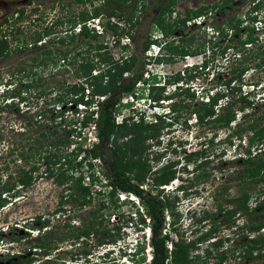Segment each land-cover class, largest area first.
I'll return each instance as SVG.
<instances>
[{"label": "rangeland", "instance_id": "1", "mask_svg": "<svg viewBox=\"0 0 264 264\" xmlns=\"http://www.w3.org/2000/svg\"><path fill=\"white\" fill-rule=\"evenodd\" d=\"M167 1H170L171 8V16L167 20L169 23H172V16L177 17L179 21L186 14L187 9L194 10L203 4L211 6L214 3H222V8L211 10L209 15L214 18V21L209 19L205 23L201 16L186 22L188 28L180 33L191 37L189 43L186 44L188 51L178 56L176 60H169L159 65L152 64L149 68L162 76L173 70H184V63H195L197 67L195 73L201 77L199 81L201 87H196L198 90L195 91L190 89L188 93L195 96V92L201 88L208 89L209 95L214 94L216 90L221 93L217 96L216 105L213 107L214 114L210 115V118L206 117L202 122H198L191 111L189 113L188 105L186 107L181 105L176 117L161 119L163 122L160 120L155 122L154 117L150 115L154 110L160 111L159 109L147 110L149 115L146 122L159 123L161 129L156 130L154 126L135 127L136 132L132 137L130 135L119 137L120 149L127 159H141L148 162L151 172L147 174L148 179L143 187L152 192H156L151 184L153 172L160 174L164 166L174 162L171 167L174 170L173 179L166 184V188L158 185L160 193L167 196L175 205V216L165 213V228L170 231L172 240H177L182 236L187 242L200 237V242H197L196 247L190 250L192 256L198 253L203 259L206 250L211 249L212 255L222 254L224 256L221 264H256L262 259L256 255L258 250L256 249L253 253L246 252V250L248 244L251 243L249 238L263 229L260 232L248 231L250 221H246V218L250 217L254 222H259L264 218V209L254 208L256 198L264 197L262 191L264 181L258 184H248L236 178V175L244 168L240 156L243 155L247 146V138L243 136L240 139L233 135L229 142L226 136L237 129L239 123L241 126L244 125L242 116L245 112L253 118L264 109V62L259 65L261 59L264 58V0H260L259 2L262 3L255 4L253 7L251 0H173V2L171 0H147L146 3H142L143 5H136L133 20L137 19V21L131 30L134 38L127 39L126 47L112 44L110 40L112 36H108L109 33L113 35L112 30H108L104 37L99 38L100 42L108 43V54L114 61H121L130 54H136L145 60L146 64L152 62L146 59L148 57L146 51L143 52V56L140 53L141 45L147 37L154 38L161 35L152 22L162 4ZM119 2L123 4L122 0ZM134 3L140 4V1L125 0L121 8L124 9L123 18L125 20H122L123 23L120 26H124V33L129 29L126 16ZM95 8L102 13H107L108 9L103 0H0V38L5 35L10 50L7 55L0 57V94L5 88L11 89L16 84V89L19 87L23 91L21 93L23 99L15 97L12 105L1 102L0 97V191H5L11 186L17 174V168H28L35 161L31 151L27 152L29 154L27 159L31 162L27 164L18 153L25 145V138L31 135L32 129L38 124L36 119L39 120L40 116L37 113L44 108L54 106L49 103L51 98L70 97L67 85L78 82L73 74V66L77 64H70L69 59L63 62L59 53H56L57 57H54V54L45 55L44 51L58 47L68 50L70 55L79 53L76 57H80L87 50L84 42L78 49L72 50V46L79 39H75L73 43L66 41L63 44L57 42L58 40L49 43L48 40L56 35L63 36L61 32L69 30L70 25H73L72 30L75 32L79 21L76 16L80 17L84 14L82 16L86 17V21L91 17ZM237 18L241 19L240 23L233 25ZM107 20L108 18L104 16L101 23L106 24ZM204 24L212 26L211 31L204 30ZM181 25L180 21L167 30H177V28H182ZM231 25H233L232 29H230ZM215 26L226 29L225 39L220 36V30L217 32ZM248 27H253L252 33L257 36V40L240 45L238 40L246 39ZM43 30L51 33L44 35ZM236 30H238L237 33ZM124 33L119 36L120 40L125 36ZM39 35L42 36L41 39ZM149 52L153 53L152 50ZM41 58L45 60V65H37ZM242 68L243 71L239 74ZM145 69L146 65L143 71ZM97 71L98 69L94 72ZM30 72H36V74ZM124 76L128 81L129 75L124 74ZM212 76L213 79L209 81L208 79ZM9 80L10 84L4 86L5 81ZM24 80L31 84L30 89L19 86V82ZM227 80H229L228 85L224 84ZM197 82L195 81V84ZM36 84L39 85L36 86ZM172 88L173 86L168 87L167 90L165 87L163 90L154 89L148 91V94L151 100L162 98L165 93H171ZM87 89L90 90L89 87ZM87 89H85V94H88ZM41 91L44 94H41ZM246 95L249 96L253 106L242 108L245 101L237 98ZM122 97L123 95H120V98ZM201 99V95L195 96L190 103V109L203 105L204 102ZM230 101L231 105H226ZM157 104L161 105L159 101ZM70 107H74V104ZM53 108L55 111L48 112V116L55 115L58 111L55 108L63 107L59 105ZM224 108L231 109L235 113V119L227 126H221L219 122L214 121V117L223 112ZM79 110L81 111L79 113H85L83 107ZM131 110L128 106L123 107L121 112L123 116H126L131 114ZM65 115L67 122H72L77 117L73 109L65 111ZM28 120H32L34 124L27 128L25 123ZM134 120L138 122V118ZM40 121L44 122L45 119L42 118ZM127 122L128 127L132 128L133 120L129 119ZM261 122L264 125V118ZM79 130L82 136H87V142L95 131L87 123L84 127L77 129ZM154 132L158 135L152 138ZM244 134L243 132L242 135ZM170 139H176V143L170 145ZM45 143L46 140L41 139V142L35 145H42L44 148ZM74 145H76L75 142ZM72 146H69L68 151L73 148ZM105 151L111 156L110 144H106ZM93 163V168L87 169L86 167L82 172L84 175L93 174L94 183L91 187L95 192L92 201L82 208L76 205L75 200L68 198V191L64 187L66 184L57 185L53 176H44L45 166L41 159L36 166L39 169L38 174L43 175L42 177L38 176L24 191L20 189L18 196H12L15 189L3 193L8 196L9 202L0 210V256L6 252L24 253V250L28 251V248L31 250L27 256H31L30 252L34 249L39 250L33 246L43 239H33L38 232L37 227L44 221H48L47 230L42 228L40 232L48 231L44 240L45 242L51 241L47 246L50 253L42 257L33 255L36 258L32 264H72V255L83 247L92 249L87 263L84 261L86 264H135L131 260L136 253L134 251L135 242L147 240L145 230L147 227L142 228L140 224H137L136 209L138 207L140 212L143 210L138 201L129 200L130 194L121 192L112 194L104 179L105 174L110 172L108 163L98 159L93 160ZM197 164L203 165L196 169ZM191 182L192 186H189ZM176 184H181L184 189L177 190ZM242 190H247L250 194L248 204L252 210L248 213L235 214L231 219H225L224 223H216L215 232L209 231L212 219H207L204 224L195 221L196 218L203 216L205 210L210 213L218 212V205H221L222 211L232 208ZM256 212H260V215H256ZM108 217L109 222H107ZM214 218L218 221L222 220L223 213H218ZM100 220L103 222L97 224ZM233 221H235V226ZM93 222L99 230L104 227L110 228L112 225L121 226L119 233L124 240L121 238L113 245H104L94 249L92 246L95 242L94 237H89L83 242L71 239L70 236L77 232L78 228H84ZM39 235L44 234L39 233ZM213 241L217 242L218 246L215 247ZM108 250L109 254H105ZM263 251L264 248L260 252ZM145 254L148 258L149 247L146 248ZM136 255L139 254L136 253ZM27 256L25 255L24 258ZM215 259L216 257H212L209 262H214ZM0 264H21V262L10 256L0 260Z\"/></svg>", "mask_w": 264, "mask_h": 264}, {"label": "trees", "instance_id": "2", "mask_svg": "<svg viewBox=\"0 0 264 264\" xmlns=\"http://www.w3.org/2000/svg\"><path fill=\"white\" fill-rule=\"evenodd\" d=\"M119 1L120 0H105L104 3L109 9L106 10L108 16H113L116 19L115 23H110L108 20L106 24H104V28L111 29L113 33L117 35V38L125 31L124 26L118 24L121 20H125L123 18L124 9H121L125 0H122L123 4ZM169 2L163 4L160 15L154 22L157 24V27L163 31H168L167 29L170 27L169 23L164 22V17L162 16L166 11H169ZM171 2H173V0H171ZM136 5L137 4L134 3L131 6L129 14L126 16V23L129 26L126 34L130 35V37H133L131 30L137 21V19L133 20ZM101 13L99 9L95 8L90 16H98ZM200 14V10L193 13L194 16H199ZM82 15L84 14H81L80 17L76 16V19H79L78 22L85 21L86 17ZM75 20H71V22L74 23ZM222 31L223 30H221V32ZM252 31L253 27L247 28L246 39L238 40L240 45L252 43L257 40V36H254ZM237 32L238 30H236V33ZM50 33L51 32L48 30H43L44 35H49ZM2 36L4 37L0 38V57L10 52L7 45V38L5 35ZM38 37L41 39L42 36L39 35ZM56 38L57 35L51 39L54 41ZM77 38L79 41L72 46V50L78 49L82 42H84L87 47L86 52L80 57H76L79 53L70 55L68 50L66 51L59 48L47 49L44 51L45 55L54 54V57H57L56 53H59L62 56V60L68 61L69 59L70 64H77L73 66V74L77 77L78 82L67 85L70 97L59 96L49 100V103L54 105L53 107H58L59 105L63 107L61 109L55 108L58 109L55 115H47L48 112L55 111L53 107L44 108L37 113V115L40 116L39 120L36 119L38 124L32 129L33 132L31 135L25 138V145L22 146V148L20 147L21 150L18 153L22 159L26 160L27 164L31 163L27 159L29 157L27 152L31 151V155L35 158V161H33L28 168H17V174L11 186L5 191H0V210L9 202L8 196H6V194L3 195V193L15 189L12 196H18L20 189L24 191V189L30 186L38 176H43L38 174L39 169L38 166H36V163H39V159H41L45 166L43 170L44 176H53L57 185L66 184L64 187L68 191V198L75 200L79 208L88 205L92 201V196L95 192L91 187L94 183V178L93 174L84 175L82 171L86 167L87 169L93 168V160L98 159L99 161L108 163L110 172L105 174L104 179L112 194L114 195L121 192L135 196L143 210V212H140L138 207L136 209L138 213L137 224H140L142 228L146 226L147 228L145 230L146 232L149 231V233L146 241L135 242L134 251L139 254L137 256L135 253L131 257V260L134 261L135 264H197V262H200V264H221L224 256L222 254L218 256L212 255L211 249L206 250L203 259H201L202 257L198 253L193 256L190 254V250L196 247L197 242H200V237H198L197 240H189L187 242L182 236L177 240H172L170 231L165 228V213L175 216V205L167 196L160 193L161 191L158 185H166L173 179L174 170L171 167L174 162L164 166L163 172L160 174H157L155 171L153 172L154 176L151 179V184L156 192H152L143 187L144 182L148 179L147 174L151 172V167L148 162L141 159H127L124 152L120 149V144L118 143L119 137H125L127 135L132 137L136 132L135 127L154 126L156 130L161 129L159 123H147L144 121L143 117H139L138 122L133 120L134 124L132 128L128 127V118H124L121 123L115 122V116L121 113L123 107H128L129 105L121 102L120 93L134 94L136 81L138 78L142 77L141 72L138 73L135 69L138 62L137 55L131 54L121 61H114L112 56L108 54L109 52L104 50L105 45L99 41V35L91 33L86 26H82L80 32L77 34L71 35L68 43H73ZM58 41L63 44L67 40L59 37ZM34 45H36L35 42ZM263 62L264 58L261 59L259 65H262ZM54 63H56V61ZM45 64V60L41 58L37 65ZM96 69H98V71L93 73L92 71H96ZM242 71L243 68L239 71V74ZM30 73L36 74V72ZM124 74L129 75V79L126 83L124 81ZM228 83L229 80L224 82V84L227 85ZM8 84H10V80L5 81L4 86ZM16 85L11 89L5 88L2 94H0L1 102H5V104L9 103L10 105L15 97L23 99L21 96L23 91L19 87L16 89ZM37 85L39 84H36V86ZM19 86L25 89H30V87H32L27 80L20 81ZM88 87L90 90L87 89ZM85 89L89 90L88 94H85ZM42 93L44 94V92L41 91V94ZM103 95H106V97L100 100L99 96ZM190 96L193 97V94ZM237 99L245 101L242 108L253 106L252 101L247 95ZM7 100L9 101L7 102ZM216 101V97H211L207 103L191 109L194 111V115L199 122H202L206 117L210 118L209 116L214 114L213 107ZM68 103L71 104L68 105ZM73 104L74 107H70ZM79 104H82L85 109V113L82 115L79 113L81 112L79 108H77ZM226 105H231V101ZM93 106H97V109H91ZM68 109H73L77 113V117L72 122H67L65 111ZM42 118L45 119L44 122L40 121ZM242 118L244 120L242 124L244 125L241 126V123H239L238 128L226 136V140L231 142L233 135L240 139L243 136L247 138V146L243 155L240 156L244 168L236 175V178L240 180V182L244 180L248 184H258L264 181V125L261 122L264 118V109L253 118L250 117L248 112H245ZM234 119L235 113L227 108L217 117H214V121L219 122L221 126L229 125ZM158 120L162 121L161 118H158ZM86 123L87 125L90 124V126H93L97 136V142L91 145L87 144V136H82L80 130L77 131L78 128L84 127ZM32 124H34L33 121L28 120L25 123V127L28 128L32 126ZM243 132L245 133L244 135H242ZM20 133L22 134V132ZM157 135L158 134L154 132L152 138H155ZM41 139L46 140L44 148L42 145L36 146L41 142ZM74 142L76 145H74ZM106 144H110L111 156L105 151ZM69 146L73 148L68 151ZM186 156L188 157V155ZM55 164L57 166H55ZM202 165L203 164H197L195 168L197 169ZM85 177L88 179H85ZM189 186H192V182ZM262 191L264 192V189H262ZM249 198L250 194L248 191L242 190L232 208L222 211L221 205H218V212L210 213L205 210L203 216L196 218L195 221L197 223L203 222L204 224L207 219H212V225L209 231L215 232L218 223H224L225 219H231L235 214H246L251 211L252 209L250 210L248 204ZM129 200L133 201L132 199ZM255 207L264 209V197L262 199L256 198L254 208ZM218 213H223L224 218H222V220L218 221L214 218ZM256 215H260V212H256ZM108 219L109 217L107 218V222H109ZM248 220L250 221L248 231L260 232L261 229L263 230L257 233V235L249 238L251 243L248 244L246 252L253 253L257 249L258 252L256 255L262 257V259L256 264H264V251L260 252L264 248V218L259 222L252 221L250 217L246 218V221ZM94 222L84 226V228H78L77 232H74L70 236L71 239L83 242L88 240L89 237H94L95 242L92 244L94 249L104 245H113L116 241H119V239L121 240V238L124 240L119 233L121 226L112 225L110 228L104 227L99 230L98 227L94 226ZM102 222L103 220H100L97 224H101ZM47 223L48 221H44L43 224L39 225L37 227L38 232L36 236L33 237V239L43 238L39 244L33 246L34 248H39V250L34 249L33 252H30L31 256H27L31 248H28V251L24 250V253L10 254V252H6L0 256V260L4 259V257L12 256L19 260L21 264H32L34 258H36L33 255L36 254L41 257L48 255L50 251L47 246L51 241L48 240L45 242L44 240L47 237L48 231L46 233L43 231L42 233L44 235H39V233L42 234L40 229L45 228L44 230H47ZM233 225L235 226V221H233ZM27 235L30 234L27 233ZM205 235L207 234L205 233ZM212 243L215 247L218 246L217 242L213 241ZM148 247L150 248L149 258H147V254H145V250L146 248L148 249ZM109 250L105 254H109ZM91 251L92 249H87L86 247L81 248L80 251L72 255V264H86L92 253ZM25 255L27 256L26 258H24ZM212 257H216V259L214 262H209V259ZM84 261H86V263H84Z\"/></svg>", "mask_w": 264, "mask_h": 264}, {"label": "flooded vegetation", "instance_id": "3", "mask_svg": "<svg viewBox=\"0 0 264 264\" xmlns=\"http://www.w3.org/2000/svg\"><path fill=\"white\" fill-rule=\"evenodd\" d=\"M139 1H140V4L136 3L137 5H143L144 3H146L147 0H139ZM259 1L260 0H251L252 7L255 4L262 3ZM167 2H164L163 4H165ZM103 3H105V0H103ZM163 4H162V6H163ZM221 5H222V3H214L211 6H207V4H203V6H200L199 8L194 9V10L187 9L186 14L184 16H182L179 21L177 20V17L172 16V18H173V20L171 21L172 23L167 22V20H169V16H171V13H170L171 8L169 6V8H170L169 11H166L164 14H162V16L164 17V22L169 23L170 26H174L176 23H179L181 21L182 22V25H181L182 28H177V30H168V31L160 30L157 27V24L154 23L155 19L160 15V11H161L162 6L160 7V11L153 18L152 24L160 31L161 35L155 36L154 38L153 37L151 38L149 36L141 45V52L140 53L143 56V52L146 51V55L148 56V57H146V59H150V60H152V62H150V64H146L145 60L139 58L137 55L138 62H137V65L135 67V69L138 71V73L141 72V74H142V77L138 78L136 81L137 84L135 86L134 94H135L136 99L138 100V106H139V110H140L139 114L141 115V117H143L144 121L148 120L147 117H148L149 112L147 110H149V109L151 110V109L157 108L160 110V111L157 110L158 113H162V116H160V117H158L157 114H155V117L153 116L154 121L157 122L158 118L164 119V118H168V117H176L175 115L178 111V108L181 105H184V107H186V105H188L189 113L191 111L194 114V111L191 110L192 108L190 109V103H192V99L194 100L195 96L197 97L198 95H201V98H202L201 100L205 104L209 101V99H211V97H214L216 95V98H217V96L220 95L221 92L219 90H216V92L214 94L211 93L209 95L208 89L201 88V90L195 92V96H193V97L190 96L191 93H188V90L192 89L191 91H195V90H198V88H196V87H201V86H199V84H200L199 81H200L201 77L197 76L198 73L197 74L195 73V71H197L196 70L197 67H191L190 63L189 64H186V63L183 64L184 70H181V69L173 70V71L166 73L165 75H162V76L159 75L158 73L154 72V70L149 68V67L152 64L153 65H159V64H163L165 62H169V60H176L178 56H182V54L184 52L188 51V47L186 46V44L189 43L191 37L188 35H184V34L180 33L182 30H185V28H188V25L186 24V22H189L191 19H194V18L196 19L197 17H201V16L204 18L205 23L209 19H212V21H214V18L210 17L209 14L211 13L212 9L216 10L218 8H222ZM107 10H109V9H107ZM197 10H200L201 14L199 16H194L193 13ZM172 12H174V11H172ZM103 14L105 16L108 15L107 13H104V12H103ZM240 21H241V19H239V18L235 19L233 25H238L240 23ZM233 25L230 26V29L233 28ZM203 28H204V30L209 29V31H211L210 29L212 28V26H210L208 24H204ZM214 28L217 29V32H219V30H220V36L225 39V36L227 35V34H225L226 29L225 28L221 29L220 26H215ZM72 29H73V27L70 25L69 30H65V32H61V33H63L62 34L63 36L60 35V38H65V40L68 41L69 37L71 35L77 34L76 32H73ZM221 30H223V31L221 32ZM106 33L107 32H105L104 35H101V36L99 35V38L104 37ZM223 34H225V36ZM58 38L59 37L57 36V38L55 40H58ZM132 38H134V36ZM48 41L50 43L53 40L50 38V40H48ZM57 42H59V41H57ZM102 43L105 45L104 42H102ZM151 45H154V47H152ZM56 48H58V47H56ZM106 49H107V47L105 45L104 50H106ZM151 50L153 51V53L152 52L149 53V51H151ZM143 62H144V65H143ZM145 65H146V69H145V71H143ZM191 72H193V73H191ZM161 79H163V81ZM212 79H213V76L210 77L208 80L211 81ZM124 81H125V83L127 82L125 80V76H124ZM195 81L196 82L198 81L197 84H195ZM170 86H173V88H172L173 91L171 93H165V95L162 98H157V99L153 98L151 100V97L148 94V91L154 90V89H162L163 90L164 87L167 90L168 87H170ZM202 93H204L205 95ZM120 95L124 96L126 94L120 93ZM205 96L208 97L207 101L204 99ZM157 101H159V103L161 105H158ZM141 104H143L144 106H142ZM167 112H169V113L167 114ZM196 120L198 121L197 118H196Z\"/></svg>", "mask_w": 264, "mask_h": 264}, {"label": "built area", "instance_id": "4", "mask_svg": "<svg viewBox=\"0 0 264 264\" xmlns=\"http://www.w3.org/2000/svg\"><path fill=\"white\" fill-rule=\"evenodd\" d=\"M105 15L102 13V14H99L98 16H91V17H89V19L88 20H86V21H83V22H77V27L75 28V32L76 33H78V32H80V30H81V27L82 26H86L88 29H89V31L91 32V33H95V34H97V35H104V33L105 32H108V30H111V29H105L104 28V24H102L101 23V20H102V18L104 17ZM108 18V20H109V22L110 23H115L116 22V19H115V17H113V16H108V15H106L105 16V18ZM198 18V17H197ZM107 20V21H108ZM121 23H123V21L121 20L120 22H118V24L119 25H121ZM74 28V27H73ZM124 37L123 38H121V40H120V37H118L117 38V35L116 34H114L113 33V35H110V33L108 34V36H112V39H110L111 40V42H112V44H117V46H119V47H126L127 45H128V42H127V39H130V35H128V34H126V33H124ZM105 43V45H106V47H107V45H108V43L107 42H104ZM152 47H154V45H151ZM107 50V49H106ZM108 51V50H107ZM150 53V52H149ZM63 62H65L64 60H62ZM93 73H95L94 71H93ZM106 97V95H103V96H99V99L100 100H102V99H104ZM133 97H134V95L132 94V93H130V94H126V95H124L122 98H121V102L122 103H127V102H129V101H131V100H133ZM206 99V101L208 100V97H206L205 98ZM79 106V108H84V106L82 105V104H79L78 105ZM91 109H94V110H96L97 109V106H93ZM122 111V110H121ZM82 114V113H81ZM127 116V115H126ZM126 116H123V114H122V112L121 113H119V114H117L116 116H115V122L116 123H121L122 121H123V119L126 117ZM92 126V125H91ZM93 127V126H92ZM94 129V128H93ZM95 130V129H94ZM95 142H97V136H96V132L94 131V134H93V136H92V138L91 137H89L88 138V142H87V144H89V145H91L92 143H95ZM85 179H88L87 177H85ZM135 200L136 201H138L137 200V198H135ZM147 233V236H148V233H149V231L148 232H146ZM149 257H150V255H149ZM148 257V258H149Z\"/></svg>", "mask_w": 264, "mask_h": 264}, {"label": "clouds", "instance_id": "5", "mask_svg": "<svg viewBox=\"0 0 264 264\" xmlns=\"http://www.w3.org/2000/svg\"><path fill=\"white\" fill-rule=\"evenodd\" d=\"M203 63V62H202ZM190 66L191 67H195L196 66V64L195 63H190ZM134 95V98H133V100H131L130 102H127V103H124V104H129L128 106H130L131 107V114L129 115H127L125 118H128V119H132V120H134V119H139V117H141V115L139 114V106H138V100L136 99V97H135V94H133ZM169 112H167V114H168ZM155 114H157L158 115V117H160V116H162V113H158V111L157 110H154L153 112H151V117H155ZM149 115V114H148ZM136 121V120H135ZM175 142L176 143V139L174 140V139H170L169 140V144L170 145H172L173 143ZM163 187H165L166 188V185H163ZM175 188H177V190L178 189H184V188H182L181 187V184L180 185H178V184H176V187ZM131 197H130V199H132L133 201H136L135 200V198L136 197H134L133 195H130ZM137 202V201H136Z\"/></svg>", "mask_w": 264, "mask_h": 264}]
</instances>
